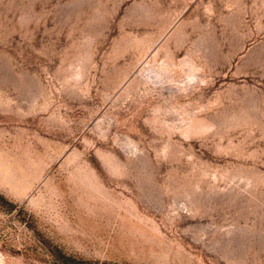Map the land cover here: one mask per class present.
<instances>
[{
  "label": "rangeland",
  "instance_id": "1",
  "mask_svg": "<svg viewBox=\"0 0 264 264\" xmlns=\"http://www.w3.org/2000/svg\"><path fill=\"white\" fill-rule=\"evenodd\" d=\"M0 264H264V0H0Z\"/></svg>",
  "mask_w": 264,
  "mask_h": 264
},
{
  "label": "bare ground",
  "instance_id": "2",
  "mask_svg": "<svg viewBox=\"0 0 264 264\" xmlns=\"http://www.w3.org/2000/svg\"><path fill=\"white\" fill-rule=\"evenodd\" d=\"M152 70V69H151Z\"/></svg>",
  "mask_w": 264,
  "mask_h": 264
}]
</instances>
